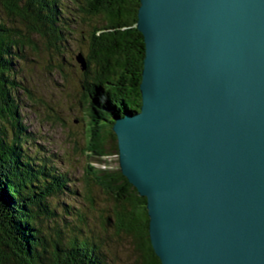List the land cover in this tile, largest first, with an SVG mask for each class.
<instances>
[{"label":"water","instance_id":"95a60500","mask_svg":"<svg viewBox=\"0 0 264 264\" xmlns=\"http://www.w3.org/2000/svg\"><path fill=\"white\" fill-rule=\"evenodd\" d=\"M140 1L144 103L111 125L155 253L264 264V0Z\"/></svg>","mask_w":264,"mask_h":264},{"label":"trees","instance_id":"16d2710c","mask_svg":"<svg viewBox=\"0 0 264 264\" xmlns=\"http://www.w3.org/2000/svg\"><path fill=\"white\" fill-rule=\"evenodd\" d=\"M140 3L0 0V264H114L105 248L109 228L113 236L132 237L137 264H162L150 240L147 197L140 195L121 168L103 171L89 164L77 192L67 172L56 166L54 155L42 151L44 146L35 144L20 121L23 97L34 106L40 101L20 61L28 60V51L38 52L36 37L48 49L51 45L59 51L64 40L78 31L87 49L80 56L86 62L81 82L90 128H100L87 149L96 157L119 153L111 118L137 114L144 103L146 44L137 26ZM102 129L112 136L113 150L100 137ZM31 143L34 148L28 146ZM96 185L113 199L112 215L102 220L100 234L89 220ZM80 195L89 203L84 209L72 201Z\"/></svg>","mask_w":264,"mask_h":264},{"label":"rangeland","instance_id":"374dc122","mask_svg":"<svg viewBox=\"0 0 264 264\" xmlns=\"http://www.w3.org/2000/svg\"><path fill=\"white\" fill-rule=\"evenodd\" d=\"M36 38L39 39L38 52L28 51V60L20 61V64L25 66L23 74L40 101L34 106L23 97L20 121L35 137V144L44 146L42 151L54 155L56 166L71 178L70 186L81 192L86 166L94 164L103 171L113 172L120 168L119 153L114 151L108 156L96 157L87 149L89 140L99 134L100 128L96 131L90 128L88 99L81 82L84 70L79 61L80 54L87 49L79 32L64 40L59 51L51 45L48 49L40 37ZM108 132L104 129L100 137L105 139L108 150H113L114 141ZM28 146L34 148L32 143ZM92 196L91 228L96 234L104 233L101 222L111 217L113 199L98 185L93 188ZM72 201L81 209L89 205L83 195L72 197ZM112 231L108 229L111 237L105 247L111 261L114 264H137L139 256L132 237L125 233L113 236Z\"/></svg>","mask_w":264,"mask_h":264},{"label":"bare ground","instance_id":"6f19581e","mask_svg":"<svg viewBox=\"0 0 264 264\" xmlns=\"http://www.w3.org/2000/svg\"><path fill=\"white\" fill-rule=\"evenodd\" d=\"M89 10V9H88ZM99 73V72H98ZM132 106V105H131ZM135 107V106H134ZM123 110V109H122ZM114 213V212H113Z\"/></svg>","mask_w":264,"mask_h":264}]
</instances>
